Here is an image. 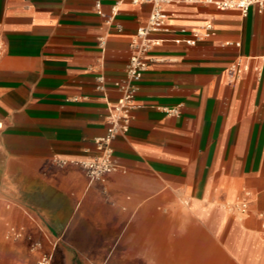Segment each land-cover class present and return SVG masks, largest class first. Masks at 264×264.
Listing matches in <instances>:
<instances>
[{"label":"crops","instance_id":"1","mask_svg":"<svg viewBox=\"0 0 264 264\" xmlns=\"http://www.w3.org/2000/svg\"><path fill=\"white\" fill-rule=\"evenodd\" d=\"M101 8L0 0V264H264V9L165 6L173 32L161 34L135 119L114 140L121 169L92 182L53 158L98 154L114 83L151 12L130 0ZM207 24L195 45L173 41ZM235 62L249 69L232 76ZM176 106L179 115L165 111ZM246 188L255 200L239 219L222 203Z\"/></svg>","mask_w":264,"mask_h":264},{"label":"built area","instance_id":"2","mask_svg":"<svg viewBox=\"0 0 264 264\" xmlns=\"http://www.w3.org/2000/svg\"><path fill=\"white\" fill-rule=\"evenodd\" d=\"M133 4H150L151 12L146 25L140 27L131 41L133 54L129 59L126 67V74L123 80L114 83V87L118 92V98L114 104L108 103L107 115V132L104 136L95 140L98 154L91 159L86 160H68L54 156L53 161L59 166L68 164H78L82 166L90 181L106 180V176L121 168L114 162V140L118 135L127 133L130 129L131 123L135 119V110L139 107L136 102L138 92V81L141 79L143 73L148 70L149 66L156 61L152 55L155 47L162 45L167 38L161 37V34L173 32L169 25L170 15L165 10V6L171 3H190V4H204L212 5L219 9H237L242 14L247 15L252 6H258L260 10L264 9V0H130ZM102 0H96L97 12L104 15L101 8ZM213 30L212 24L204 26L203 31L193 33L192 37L175 38L176 43L184 42L187 45L193 46L202 38H207L211 35ZM181 33H186L185 28L180 29ZM238 46L239 42L236 43ZM106 41L100 38V46L104 49ZM3 51V42L0 38V57ZM249 69L248 64H241V62L233 63L229 72L232 76H239L241 73ZM258 71H261L259 68ZM97 90L106 92L107 83L105 76L100 74L97 77ZM180 107L165 108V111L171 115H179ZM3 127L0 121V129ZM254 193L249 189H244L242 193L234 200L225 201L222 207L239 219L251 215V207L254 203ZM258 217L261 220V230L264 233V210L258 212ZM21 233L14 227H11L7 233V237L19 238ZM38 264H49L48 259L41 260ZM90 264H110L108 260L102 263L90 262Z\"/></svg>","mask_w":264,"mask_h":264}]
</instances>
